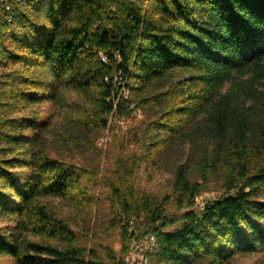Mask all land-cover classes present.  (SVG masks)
I'll use <instances>...</instances> for the list:
<instances>
[{
	"label": "trees",
	"instance_id": "trees-1",
	"mask_svg": "<svg viewBox=\"0 0 264 264\" xmlns=\"http://www.w3.org/2000/svg\"><path fill=\"white\" fill-rule=\"evenodd\" d=\"M15 11L13 22L0 19V256L126 264L127 225L121 253L103 254L79 243L57 202L88 201L75 151L93 147L111 117L148 109L136 162L172 168L179 211L129 188L117 200L125 215L144 213L155 261L264 254V153L255 165L251 108L241 119L231 101L214 100L233 72H252L254 96L264 81V0H29ZM45 101L56 109L48 117ZM215 175L236 190L196 208Z\"/></svg>",
	"mask_w": 264,
	"mask_h": 264
},
{
	"label": "rangeland",
	"instance_id": "rangeland-1",
	"mask_svg": "<svg viewBox=\"0 0 264 264\" xmlns=\"http://www.w3.org/2000/svg\"><path fill=\"white\" fill-rule=\"evenodd\" d=\"M252 72H233L230 79L217 87L214 100L231 101L230 108L235 116L242 119V113L251 108V147L257 151L252 160L257 165L261 163L260 153H264V105L260 92L264 90V81L256 82L253 86ZM43 117H48L56 111L55 106L48 101L41 104ZM230 110V109H229ZM152 115L145 110H138L131 116L125 117V124L118 123V117H111L110 124L93 135V147L78 148L72 160L82 170V187L88 195L85 204L74 201H58L59 210L70 223L71 228L78 236L79 243L88 248H96L103 254L108 250L121 253L122 232L125 221L119 219L122 209L117 200V189L123 192L129 188L141 200L151 197L160 204L165 203L167 214H176L179 211L173 191V172L169 165L152 167L148 162L137 163L140 155L136 147V137L147 124ZM203 116L199 117L202 120ZM185 152L189 146H185ZM259 152V153H258ZM64 156V160H69ZM236 187L228 189L220 175H215L204 186L202 193L197 197L196 208L202 209L201 204L208 200L217 199L227 191H235ZM137 229L143 232L146 221L142 211L136 212ZM5 223L0 222V227ZM180 228V225L169 227L168 231ZM143 234V233H142ZM130 242V249L126 254V264H132L134 236ZM0 264H14L9 256H0ZM158 264V263H156ZM202 264V263H194ZM231 264H264V254L257 253L248 256H236Z\"/></svg>",
	"mask_w": 264,
	"mask_h": 264
},
{
	"label": "built area",
	"instance_id": "built-area-1",
	"mask_svg": "<svg viewBox=\"0 0 264 264\" xmlns=\"http://www.w3.org/2000/svg\"><path fill=\"white\" fill-rule=\"evenodd\" d=\"M29 0H0V19L6 22H13L15 19V9L17 6ZM120 125L125 124V117H118ZM204 208V204H201ZM119 219L125 221L128 226L129 235H133L135 244L133 245L132 264H156L153 254L155 253L158 243L154 234H141L137 229V219L135 214H120ZM124 225V226H125Z\"/></svg>",
	"mask_w": 264,
	"mask_h": 264
}]
</instances>
